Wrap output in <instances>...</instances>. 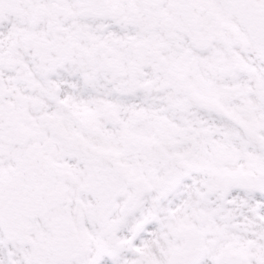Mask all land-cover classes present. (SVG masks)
<instances>
[{
  "label": "snow or ice",
  "instance_id": "snow-or-ice-1",
  "mask_svg": "<svg viewBox=\"0 0 264 264\" xmlns=\"http://www.w3.org/2000/svg\"><path fill=\"white\" fill-rule=\"evenodd\" d=\"M0 264H264V0H0Z\"/></svg>",
  "mask_w": 264,
  "mask_h": 264
}]
</instances>
